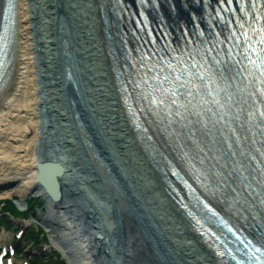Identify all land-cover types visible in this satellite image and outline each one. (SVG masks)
Segmentation results:
<instances>
[{
    "label": "bare ground",
    "instance_id": "obj_1",
    "mask_svg": "<svg viewBox=\"0 0 264 264\" xmlns=\"http://www.w3.org/2000/svg\"><path fill=\"white\" fill-rule=\"evenodd\" d=\"M248 3L262 23L238 16ZM263 9L0 0V199L43 198L44 224L71 264H229L211 224L234 230H216L226 243L246 237L254 264L264 256V71L249 50ZM217 20L226 27L216 47L203 26ZM197 49L229 61L219 70ZM212 76L219 85L199 86ZM252 98L253 118L230 117Z\"/></svg>",
    "mask_w": 264,
    "mask_h": 264
},
{
    "label": "rangeland",
    "instance_id": "obj_2",
    "mask_svg": "<svg viewBox=\"0 0 264 264\" xmlns=\"http://www.w3.org/2000/svg\"><path fill=\"white\" fill-rule=\"evenodd\" d=\"M30 198L36 199L37 206H34V209L33 207L27 208V203L31 200ZM11 200L15 202L16 207H18L21 212L25 211L27 208L35 214V217H33L34 219H31L32 221L14 220V218H11L8 214L3 217L0 216V244H9V242H11L19 246V248H15L16 252L15 255L12 256V260H15L16 264H71L67 256L54 240V235L50 234V230H47L44 224L43 217L46 216L48 211L44 199L29 194L24 201L26 205H21V199L16 195L10 198L0 199V203ZM41 203H43V207L39 208ZM21 212L17 213V211H15L13 215L20 216L22 214ZM15 223L19 226L18 229H15ZM13 229H15V234L11 231L9 232V230ZM4 235L7 236L3 237ZM9 237H12L11 240L13 241L3 240ZM38 250H45V252H43L42 256H38V254H36ZM25 256L26 258H24ZM32 259L33 261H31Z\"/></svg>",
    "mask_w": 264,
    "mask_h": 264
},
{
    "label": "trees",
    "instance_id": "obj_3",
    "mask_svg": "<svg viewBox=\"0 0 264 264\" xmlns=\"http://www.w3.org/2000/svg\"><path fill=\"white\" fill-rule=\"evenodd\" d=\"M5 210L9 213V214H12L15 212L16 210V204L13 200L11 201H8L7 202V207L5 208Z\"/></svg>",
    "mask_w": 264,
    "mask_h": 264
}]
</instances>
